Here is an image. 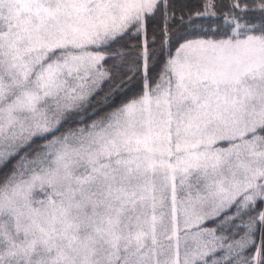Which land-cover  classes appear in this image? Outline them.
Instances as JSON below:
<instances>
[{"label": "snow or ice", "instance_id": "6c2138e0", "mask_svg": "<svg viewBox=\"0 0 264 264\" xmlns=\"http://www.w3.org/2000/svg\"><path fill=\"white\" fill-rule=\"evenodd\" d=\"M0 264H264V0H0Z\"/></svg>", "mask_w": 264, "mask_h": 264}]
</instances>
